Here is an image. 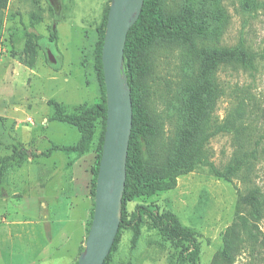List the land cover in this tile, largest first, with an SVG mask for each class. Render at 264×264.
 I'll return each instance as SVG.
<instances>
[{
	"label": "rangeland",
	"instance_id": "374dc122",
	"mask_svg": "<svg viewBox=\"0 0 264 264\" xmlns=\"http://www.w3.org/2000/svg\"><path fill=\"white\" fill-rule=\"evenodd\" d=\"M111 1L8 2L0 32V157L10 156L14 148L25 149L34 157L23 154L10 162L0 181V239L4 230L11 231L12 236L11 244L1 246L0 264L40 262L39 254L49 241L46 230L35 225L38 220L28 213L29 209L40 207L35 200L36 176L45 162L40 153L48 152L53 145L73 146L80 139L76 128L53 120L55 108L50 102L60 103L68 114L79 113L83 106L103 103L96 56L99 28ZM183 1L171 0L169 6L175 7ZM59 4L61 15L54 19L51 8ZM221 6L222 31L204 44L233 47L244 43L258 55L253 69L228 66L222 67L218 74L223 93L215 116L218 124L230 119L235 127L232 132L213 138L208 148L217 167L223 168L237 157L242 161L241 169L227 182L216 178L208 168L200 167L181 176L172 191L127 201L124 214L130 218L137 205L157 213L173 212L184 227L200 234L199 264H212L222 249L226 230L237 220L239 193L256 189L259 216L256 220L251 216L249 205L241 210L248 225L242 230L240 253L234 264H264V0H221ZM218 19H221L219 14L213 15L214 22ZM54 29L57 39L51 41ZM34 31L40 39L27 36ZM49 52L55 63L50 61ZM186 55L179 49H166L155 56L151 108L168 130L174 128V122L170 124L167 118L188 70ZM104 129L103 120L99 119L89 151L77 157L82 158L91 175L90 189ZM53 161L51 170L55 178L68 182L76 161L74 154L56 151L50 162ZM92 202L93 210L94 198ZM67 203V200L49 202V228L54 244L60 242L57 234L67 221ZM75 203L80 206L74 214L75 220L81 221L89 201L77 198ZM91 220L90 215L82 239L79 224H72L75 233L65 250L53 254L48 263L39 264H77ZM18 221L25 223L17 225ZM118 237L107 264H177L179 250L165 243L147 220L142 223L137 248H133L131 230L120 229Z\"/></svg>",
	"mask_w": 264,
	"mask_h": 264
},
{
	"label": "trees",
	"instance_id": "16d2710c",
	"mask_svg": "<svg viewBox=\"0 0 264 264\" xmlns=\"http://www.w3.org/2000/svg\"><path fill=\"white\" fill-rule=\"evenodd\" d=\"M169 1L171 0H145L140 18L127 36L124 57L133 103V127L120 229H129L133 232L132 244L135 249L139 243L142 223L147 220L149 225L159 232L165 243L179 250L177 264H199L200 234L196 230L184 227L178 216L171 211L157 213L144 205H137L130 218H126L125 203L172 191L177 187L181 176L188 175L200 167L208 168L218 179L232 181L240 171L242 161L235 157L231 163L219 168L212 161L208 148L213 138L222 133L232 132L235 127L230 119L218 124L215 116L218 100L223 93L218 74L222 67L228 66L235 69H253L258 55L244 43L233 47L204 44L206 40L218 36L222 31L224 13L221 0H184L175 7H170ZM8 2L9 0H0V32ZM51 10L56 19L61 15L62 6L59 4ZM108 12L109 8L99 28L100 43L96 56L98 77L104 92L103 103L92 107L83 106L79 108V113L68 114L60 103L50 102L55 108L53 120L76 128L80 133V139L73 146L53 145L48 152L41 153L44 157L56 151L73 153L77 157L83 156L93 142L97 121L103 120L105 129L99 143L98 164L93 174L91 189L94 208L107 119L102 48ZM215 14H219L221 19L214 22ZM27 36L40 39L34 32L28 33ZM56 39L54 29L50 40ZM166 49L185 51L188 62V70L178 99L167 118L170 124L174 122V128L169 130L151 108L155 56L158 51ZM23 154L34 157L25 149L17 148L13 149L10 156L0 157V181L8 164ZM257 193L256 189L239 193L237 220L226 230L222 249L212 264L235 263L240 253L242 230L248 225V219L241 214V210L249 205L252 208L251 216L255 220L258 218ZM93 215L94 209L91 211V219ZM91 225L92 220L90 227ZM118 235L111 253L118 242ZM83 250L84 248L81 252ZM111 253L104 264L108 263Z\"/></svg>",
	"mask_w": 264,
	"mask_h": 264
},
{
	"label": "water",
	"instance_id": "95a60500",
	"mask_svg": "<svg viewBox=\"0 0 264 264\" xmlns=\"http://www.w3.org/2000/svg\"><path fill=\"white\" fill-rule=\"evenodd\" d=\"M144 2L112 0L110 4L102 48L106 131L95 189L92 225L78 264H104L120 229L133 127V103L124 54L128 33L139 20ZM49 59L56 62L51 52Z\"/></svg>",
	"mask_w": 264,
	"mask_h": 264
},
{
	"label": "crops",
	"instance_id": "0c3cea01",
	"mask_svg": "<svg viewBox=\"0 0 264 264\" xmlns=\"http://www.w3.org/2000/svg\"><path fill=\"white\" fill-rule=\"evenodd\" d=\"M53 153L51 155L49 154V156L46 157L41 156L40 153V157H44L43 159L45 162L43 163V170L40 172L39 175L36 176L37 193L35 196V200L41 208L36 206L35 208L29 209L28 212L30 213V216H33L38 220L35 225H42L43 228L46 230V233L49 235V241L42 248L41 253L39 254L40 262L34 263V261H31L27 264H39L41 262L48 263L49 259L51 258V256H53V254L56 253L57 255L63 252L67 247L68 243L70 242L72 235H74L75 233V231L72 229L73 227H71L72 224H79L80 230H82V239L85 230V225L92 211L93 202L91 196V189L88 187V184L91 181V175L86 171L82 158L77 159L76 154H74V160L76 161L72 166V175L70 180L68 182H65V180L60 177L55 178L53 168L51 170V166H54L55 164L54 161L50 162L53 157ZM77 198L87 199L89 201V204L84 207L82 211L84 213V217L81 221H76L74 216L75 212L80 207L78 203H75V200ZM63 200H67L68 202L67 210L65 211L67 221L60 228V231L57 234L60 239V242L54 244V239L49 228V202L58 201L61 203V201ZM3 223L7 224V221ZM22 223L25 222H16L17 225H21ZM0 224L2 223L0 222ZM4 233L5 234H2V237L0 239V258L1 246H7L12 243L11 231L4 230Z\"/></svg>",
	"mask_w": 264,
	"mask_h": 264
}]
</instances>
